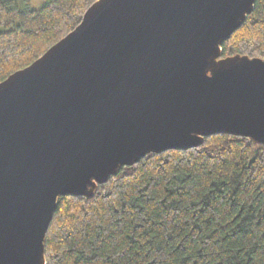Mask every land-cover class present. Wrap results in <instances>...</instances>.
Listing matches in <instances>:
<instances>
[{
	"label": "water",
	"instance_id": "95a60500",
	"mask_svg": "<svg viewBox=\"0 0 264 264\" xmlns=\"http://www.w3.org/2000/svg\"><path fill=\"white\" fill-rule=\"evenodd\" d=\"M256 0H98L0 83V264H47L58 201L216 134L264 144V59L223 57Z\"/></svg>",
	"mask_w": 264,
	"mask_h": 264
},
{
	"label": "trees",
	"instance_id": "16d2710c",
	"mask_svg": "<svg viewBox=\"0 0 264 264\" xmlns=\"http://www.w3.org/2000/svg\"><path fill=\"white\" fill-rule=\"evenodd\" d=\"M20 1L0 0V83L98 0ZM222 48L224 58L264 59V0ZM45 245L47 264H264V144L216 134L197 148L149 153L93 197H61Z\"/></svg>",
	"mask_w": 264,
	"mask_h": 264
},
{
	"label": "rangeland",
	"instance_id": "374dc122",
	"mask_svg": "<svg viewBox=\"0 0 264 264\" xmlns=\"http://www.w3.org/2000/svg\"><path fill=\"white\" fill-rule=\"evenodd\" d=\"M47 0H22L19 2L18 6L21 9H24L26 7H30L32 9H39L41 8Z\"/></svg>",
	"mask_w": 264,
	"mask_h": 264
}]
</instances>
